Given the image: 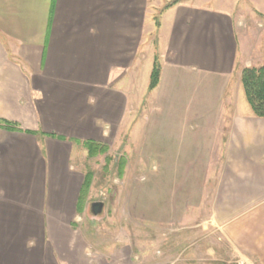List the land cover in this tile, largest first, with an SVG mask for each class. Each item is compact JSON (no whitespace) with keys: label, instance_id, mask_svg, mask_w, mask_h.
<instances>
[{"label":"crops","instance_id":"crops-1","mask_svg":"<svg viewBox=\"0 0 264 264\" xmlns=\"http://www.w3.org/2000/svg\"><path fill=\"white\" fill-rule=\"evenodd\" d=\"M257 1L183 0L162 12L157 27L151 0H0V264H118L109 248L102 257L98 233L91 237L81 223L93 202L81 200V191L94 172L80 160L90 157L84 141L123 135L139 155L157 158L152 170L160 176L218 174L205 229H220L264 264L256 225L264 221V117L254 115L241 78L243 68L264 65V57L247 54L249 26L241 23L246 12L264 13ZM149 55L159 58L161 80L142 94ZM165 68L204 71L211 100L186 104L187 116L156 119L146 135L141 120L149 117L136 108L156 107ZM199 107L206 113L193 111ZM158 188V204L168 206L163 222L194 213L171 217L170 205L207 203L190 186L173 195L166 184Z\"/></svg>","mask_w":264,"mask_h":264},{"label":"rangeland","instance_id":"rangeland-1","mask_svg":"<svg viewBox=\"0 0 264 264\" xmlns=\"http://www.w3.org/2000/svg\"><path fill=\"white\" fill-rule=\"evenodd\" d=\"M168 1L170 0H151L153 15L158 14ZM255 7L264 11V0L255 2ZM246 13V18L241 23L242 26L246 23L250 27L246 29V48L247 54H251L250 59L253 61V58L264 57V13L256 12L253 18H250L254 15L253 11ZM152 64L153 56L149 55L140 68L141 79L143 77L146 79L148 70L149 72L152 70ZM241 67L242 64H239L238 72ZM164 71L166 75L162 88L154 96L156 107L150 112L149 105L143 112L136 108L138 116L146 114L149 117L141 120L142 126L148 128L146 135H150L157 129L156 119L179 117L180 112L187 116L190 109L184 108L186 104L202 106L211 100V96H207L208 84L206 83L210 77L204 71L199 70L191 74L179 72L172 75L170 69L165 68ZM171 85H174V89L170 88ZM142 87V94L149 92L148 86ZM149 95H146L147 98ZM243 98L241 95V100L244 102L246 98ZM193 111L199 114L206 113L204 107ZM135 144L136 142L131 143L130 137L123 135L118 140L106 142L109 148L106 153L95 157L84 155L80 160L83 171L91 169L94 172L88 198L91 201L105 202L101 214L95 216L87 212L86 219L81 222L86 230L92 232L91 237L94 236L92 235L94 232L98 233L93 237V241L102 247V257L105 256L106 251H111L113 260L118 264H121L126 257L132 259V264L172 262L176 264H256L253 258L245 253L248 249L243 248L238 251L232 242L224 237L220 229L216 227L205 229L203 225L211 211L210 194L212 196V188H215L218 174L191 172L166 173L160 176L157 170H152V166L156 165L153 159L156 161L157 158L142 157L139 155L140 151L135 148ZM121 157H124L126 162L123 174L120 176L118 171ZM158 183L166 184L168 187L166 191H170L171 195L175 191L179 192L181 187H184L186 192L191 189L192 196L207 203L170 205L171 217L180 209L184 211L183 213L187 209H192L194 213L185 214L183 222H174L173 218L169 219V222H163V217L161 218L159 214L164 213L163 209L168 206L158 204V197L163 196L164 191L158 188ZM175 186H177L176 189H174ZM189 186L191 188L186 189ZM206 195L207 198H205ZM195 224L201 225L194 227ZM256 225L259 226L257 231L264 234V221H259ZM250 238L252 237H245V241L249 243ZM252 241L250 246H253Z\"/></svg>","mask_w":264,"mask_h":264},{"label":"trees","instance_id":"trees-1","mask_svg":"<svg viewBox=\"0 0 264 264\" xmlns=\"http://www.w3.org/2000/svg\"><path fill=\"white\" fill-rule=\"evenodd\" d=\"M183 0H170L164 7L154 16L156 26H160V15L165 9H168ZM242 83L245 90V94L248 102L250 103L254 115L258 117H264V65L261 66H249L242 70ZM161 80V64L158 56H155L153 67L150 74V81L148 89L152 91L155 89ZM87 149L90 157L97 156L99 154L106 153L109 148L106 144L96 141H84L82 143ZM126 160L124 157L120 158L119 163V175L121 176L124 171V164ZM94 174L92 172L87 173L83 188L81 191V200H85L89 193V188L92 184ZM236 264V263H232Z\"/></svg>","mask_w":264,"mask_h":264},{"label":"water","instance_id":"water-1","mask_svg":"<svg viewBox=\"0 0 264 264\" xmlns=\"http://www.w3.org/2000/svg\"><path fill=\"white\" fill-rule=\"evenodd\" d=\"M105 202L103 200L93 201L91 204V213L95 216L101 214L104 210Z\"/></svg>","mask_w":264,"mask_h":264}]
</instances>
